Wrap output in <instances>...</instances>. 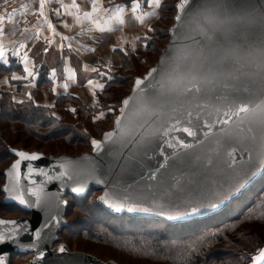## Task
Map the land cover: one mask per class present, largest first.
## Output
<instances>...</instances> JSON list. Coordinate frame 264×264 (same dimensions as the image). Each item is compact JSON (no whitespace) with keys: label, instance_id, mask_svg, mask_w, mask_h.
<instances>
[{"label":"water","instance_id":"1","mask_svg":"<svg viewBox=\"0 0 264 264\" xmlns=\"http://www.w3.org/2000/svg\"><path fill=\"white\" fill-rule=\"evenodd\" d=\"M221 4L226 7H218ZM261 6H264V0H189L186 12L181 13L177 7L176 16L181 15L183 20L175 19L171 27L170 43L153 67L157 69V72L153 74L154 79H151V84L155 87L147 89L149 98H158L157 103L163 109V116L158 120L156 117L150 118L144 114L137 119L141 122L155 121V125L159 126L172 116L183 119L185 109L195 114L200 110L196 105H200L204 108V112L213 113L211 117L201 113L204 119L212 123L215 120V111L213 107H205V105L225 106L228 103L234 104L240 101L259 102L264 93V70L259 66L258 51L264 41V25L258 22L241 23L229 18L245 15L251 12V8ZM174 28L175 35L172 31ZM165 57H168L166 62ZM148 73L141 77L145 79L146 85L150 79ZM193 79L201 83V92L189 95L183 94L179 89L175 91L159 89L160 81L183 80L186 84ZM134 94L133 87L130 95ZM173 109L176 111L173 112ZM220 119H227V117L221 114ZM250 126L253 127L256 138L252 139L251 134L245 132L248 138L239 142L226 137L221 138L223 134L220 129L226 126L219 123L215 124L213 131L209 133L208 140L203 144L199 141L203 140V134L207 128L198 130L196 138L174 131L173 137L183 138L187 143L195 145L189 157H184L183 153H180L179 158L172 155L171 149L164 151L157 149L155 143L146 150L138 149L133 144L127 147L113 145L110 148L105 147L99 154L92 146V153H83L76 157L12 149L15 160L5 172V184L2 188L6 194L4 201L16 204L30 217L6 218L0 214V219L21 222L14 240L6 239L0 242V257L4 258V264H11L14 253L39 254L41 251L47 252L54 249L51 254H46L43 262L32 264H117L113 261L105 263L83 253L73 254L66 248L65 252L57 251L58 248L55 250V245L61 242V233L69 225L68 195L84 197L92 189H96L102 191L101 197L109 196L113 202L121 201L125 197L144 203L156 201L162 207H157L150 213H141L126 209L115 211L100 199L117 215L128 213L149 219H167L157 213L161 210H174V206L180 202L177 197L191 196L201 199L211 197L215 191L235 183L255 169L244 186L225 200L219 208L169 221H193L219 212L247 190L264 171V169L256 168L261 152L264 151L261 147L260 130L258 126L250 125L248 122H245L242 127L246 130ZM227 127H234V125ZM217 139H221L219 145L216 144ZM108 143L110 142H106ZM161 148H164L163 144ZM21 151L34 153L38 158L23 160L17 155ZM229 152H232L231 157L228 155ZM88 157L91 159H86ZM17 160H21L19 184L24 189L25 198L33 204L32 207L21 205L19 201L8 198L9 193L4 190L6 185L15 184V178L10 181L7 173ZM209 160L211 163H208ZM61 164H67V168H62ZM29 165L32 168L30 175ZM161 165L166 167L161 168ZM93 166L96 172L89 174ZM157 168H160L157 179L149 181L148 175ZM66 170L69 175H62ZM77 173L80 174L81 180H86L84 193H76L72 190L77 186L74 182ZM181 175L183 180L180 188H176L172 176ZM97 180H103L104 183H98ZM29 189L38 190L39 206L35 204L37 197L29 192ZM53 217L55 219H52ZM46 222L47 227H44ZM24 225L27 226V231L23 230ZM11 227L14 226L0 225V232H5L6 228ZM36 230L41 231V237L38 240L35 237ZM29 244H34L35 247H27L26 245ZM259 264H264V260Z\"/></svg>","mask_w":264,"mask_h":264},{"label":"trees","instance_id":"2","mask_svg":"<svg viewBox=\"0 0 264 264\" xmlns=\"http://www.w3.org/2000/svg\"><path fill=\"white\" fill-rule=\"evenodd\" d=\"M179 2L180 0H162L160 17L154 23L153 35L150 39H145L144 52L148 56L154 57L158 52L159 60L170 43L171 27L175 23ZM118 53L122 57V64L110 75L112 79L104 78V93L98 97L97 108L93 113L88 111L90 105L82 98L59 95L53 106L45 107L32 98L19 103L13 100L10 92L3 91L0 87L1 213L27 216L16 204L4 201L6 194L2 188L5 184V172L15 160L12 149L31 151L28 148L34 147L49 152L62 149L66 151L64 155L76 157L78 155H72L73 151L79 148L92 151L91 140L103 138V124L108 122V118H111L110 122H114L115 115H119V111L108 113L105 106L118 105L115 103V100H119L117 95L121 97L120 104L131 94L135 78L146 74L143 72L145 64L142 63L140 54ZM67 101L78 104L75 112L66 106ZM101 110L105 111V117L92 119ZM58 148L60 149L57 150ZM45 150L43 153L48 155ZM96 194L99 196H95ZM246 194L251 195L252 200H246ZM101 195L102 191L92 189L84 197L67 196L70 198L67 219L75 214L80 218L75 222L68 219L69 225L61 233V239L69 241V248L76 244L71 238L74 230L73 235L77 233L80 241L87 243L80 247H84L83 253L104 262L251 264L252 252L264 247V171L259 179L222 210L193 221L171 222L163 218L149 219L128 213L117 215L100 201ZM238 203L241 204V208L237 205L241 212L226 220V213H231L232 210L229 209ZM79 244L82 243L79 242L77 246ZM90 245H93V250ZM95 247L100 249L96 250ZM28 254L34 253H14L12 259L15 255ZM104 258L109 259L105 261Z\"/></svg>","mask_w":264,"mask_h":264},{"label":"snow or ice","instance_id":"3","mask_svg":"<svg viewBox=\"0 0 264 264\" xmlns=\"http://www.w3.org/2000/svg\"><path fill=\"white\" fill-rule=\"evenodd\" d=\"M90 4V11L86 10L88 5L85 8L81 7V4L77 2V0H71L70 4L63 3V0H38L37 11L41 16H44L45 23L47 27L52 30V32L56 33V28L53 24L48 20V17L45 16L46 6H51L53 4L58 5V7L52 8L51 11L55 13L56 18H60L61 9H64L65 12L75 17V23L80 24L81 18L91 20L92 24L95 25L101 32L111 31V29H105V27L101 24L100 20L94 16V13L99 12H110L109 8L98 7V0H88ZM149 6L161 7L162 0H147ZM189 6V0H180L178 4V8L181 13L186 12L187 7ZM120 6H117L119 8ZM218 7H226V5H218ZM141 8V4L138 0H131V11L135 14ZM251 12H247L245 15H238L235 17H230V20H234L241 23H260L264 25V6L259 8H251ZM147 15V13H146ZM113 17L111 15L108 16V20L111 21ZM135 19L138 20L141 24H143L144 17L143 16H135ZM177 21H182L183 17L181 15H177L175 17ZM116 22L119 25L125 24V19L123 15H117L115 17ZM64 26L67 27V22H63ZM4 21L0 18V36L5 34ZM179 26V25H178ZM175 35V28L172 30ZM11 35H16V31H12ZM37 33V37H38ZM62 40L69 39V37H61ZM137 39H140L139 37ZM144 39H147L145 37ZM12 43V54L19 56L20 50L17 49L16 43ZM51 43V41H48ZM127 43V41L125 42ZM26 45L20 44L19 48L23 49ZM71 48V45L68 46ZM61 48H63V44H61ZM136 49V45L132 44V51L134 52ZM45 52L48 51L47 48L44 49ZM260 56V64L262 70H264V41H262V46L258 50ZM7 49L5 45L0 42V60H3L4 63H8L6 56ZM127 54V53H125ZM168 60V57H165V62ZM23 71L27 73L26 77L12 76V80H22L28 79L29 77H33L35 75L34 68L29 67V56L27 53L23 55ZM103 67L108 68L109 62H105ZM85 70H88V66L85 65ZM110 70V68H109ZM68 80H72L75 77V72L71 69H68ZM91 72L95 73L99 77H107V79H112L109 76L108 72H101L99 68H92ZM157 72L156 68L151 69V71L147 74L149 79L148 84L146 85V81L143 78L136 77L134 80V95H130L126 99H123L122 102L118 105L105 106L107 108L108 113H114L119 111V116L115 118V129L114 131H109L104 133L103 140L100 139H92L91 145L94 150L99 154L102 152L105 147H111L113 145H119L121 147H127L129 144H133L137 146L138 149L146 150L151 147L152 144H156L157 149L164 151L166 149L172 150V155L174 157L179 158L180 153H183L184 157H189L191 155V150L195 147L194 144L187 143L183 138H175L172 133L174 131H180L186 134L189 137L196 138L198 135V130L203 128H207V131L203 134V140H200L199 143L203 144L209 138V133H211L215 127L216 123L221 125H225L226 127H222L220 132L223 134L221 138H227L229 140H233L239 142L242 139H247L248 136L245 135V132L251 134V138L255 139V132L253 127H248L246 130L242 127L245 122H248L250 125L254 124L259 127L260 130V140L261 147L264 149V93H262L259 102H244L240 101L237 103H228L225 106H209L205 105V107H213L215 111V120L212 123H209L207 119L201 115L211 117L212 112H204V108L200 105H196L199 108V111H196L195 114L191 110L185 109L183 119L178 118L176 116L170 117L168 120H165L163 123L159 124V126L155 125V121L149 122V120H143L142 122L137 119L144 114H147L150 118L156 117V119H161L163 116V109L158 106V98H149L147 89L149 87H155V85L151 84V79H154L153 74ZM53 78L56 76V71L53 69L52 72ZM159 89L164 91L166 89H170L175 91L179 89L183 94H195L201 92V83L196 82L195 79L188 81V83H184L183 80H171V81H160ZM87 84L92 87L93 95L96 94V90L99 89L103 91L105 89L104 83H98L93 79H87ZM64 89L69 87V83L67 81L63 84ZM55 91V87L53 88ZM28 96L31 97V93H28ZM226 99V98H225ZM15 100V97H13ZM19 103H24V101H19ZM48 107V106H45ZM73 112L76 109H72ZM173 112L176 109L172 110ZM221 114L227 119H220ZM54 115V113L52 114ZM105 111L101 110L98 116H93L92 119H100L105 117ZM127 121V123H126ZM228 125H234V127H227ZM106 142H110L106 144ZM221 143V139L216 140V144L219 145ZM161 144L164 145V148H161ZM15 151V150H13ZM235 151V149L233 150ZM17 155L21 157L23 160H36L38 157L36 154H30L27 152H18ZM229 157L232 156V152L228 153ZM86 159H91L90 157ZM199 159V157H196ZM251 159V156H250ZM71 163V162H69ZM211 163V160L208 161ZM62 168H67V164H61ZM161 168L166 167V165H161ZM20 168H21V160H17L15 164L12 165V168L8 171L7 175L10 179L15 178V184H10L5 186V191L9 193L10 199L19 201L21 205H25L27 207H32L33 204L29 202L25 198L24 189L20 187L19 184V176H20ZM256 168L264 169V151L261 152L260 161L256 165ZM32 168L29 165V175L31 174ZM255 169H253V172ZM96 172L95 166H93L90 170L89 174H94ZM250 172L244 175L241 179L237 180L235 183H231L226 185L220 190H217L213 193L211 197L208 198H193L191 196L185 197H177L180 201L178 204L174 206V210L172 211H164L161 210L157 214L160 216L167 217L168 220H179L188 216H195L201 214L206 211H212L221 206V204L229 199L232 194L239 191L244 184L247 182L248 177L253 174ZM160 173V168H157L150 172L148 175L149 181H154L157 179V175ZM62 175H69L68 171L62 173ZM80 174L77 173V176L74 180L77 186L72 190L76 193H84L85 191V183L86 180H81L79 178ZM70 179H73L72 176H69ZM172 179L175 181L174 187L180 188L181 182L183 180V175L181 176H172ZM98 183H104L103 180H97ZM183 191V189H180ZM33 195L37 197L35 204L39 206L40 198L38 190L29 189ZM102 202L108 205L110 208L115 211H123L128 210L130 212H141V213H150L153 212L155 208L162 207V205L157 204L156 201H152L150 203H144L139 200L132 201L129 197H125L123 200L118 202H113V200L109 196H104L100 198ZM52 219H55L54 217ZM0 225H13L14 227L6 228L5 232H0V242L11 239L14 240L17 236L18 230L21 227V222L17 220H6L0 219ZM44 227H47V222ZM23 230L27 231V226H23ZM7 233V234H6ZM35 237L37 240L41 237V231H35ZM27 247H35L34 244L26 245ZM65 248L60 246L57 251L65 252ZM40 257H44V253L41 251L39 253ZM253 264H259L260 261L264 260V248L259 250L258 255L252 258ZM0 264H4V258L0 257Z\"/></svg>","mask_w":264,"mask_h":264},{"label":"crops","instance_id":"4","mask_svg":"<svg viewBox=\"0 0 264 264\" xmlns=\"http://www.w3.org/2000/svg\"><path fill=\"white\" fill-rule=\"evenodd\" d=\"M77 2L82 8L88 5L86 10H91L88 0H77ZM138 2L141 8L133 14L131 0H98V7L110 9V12L94 13L105 29H111L104 32L93 25L91 20L83 17L81 23L76 24L75 17L64 9H61L60 18H56L51 9L58 5L46 6L45 16L56 28L55 34L47 27L44 16L37 11L38 0H27L12 6L0 15L5 28V34L0 36V42L7 49L8 60V63L0 60L1 89L10 92L18 102L32 98L44 106H53L59 95L82 98L89 104H91L89 101L95 102L97 93L101 90L97 89L96 94L93 95V89L87 84V79L105 84V77L97 76L91 72V69L99 68L101 72L107 71L108 74L115 71L122 64V57L118 51L128 55L141 54L140 51H144L145 48L144 38L150 39L153 35L154 23L160 17V7L149 6L147 0H138ZM63 3L70 4L71 0H63ZM27 13L35 15L37 22L33 27L24 28L22 25ZM109 15L113 17L111 21L108 20ZM117 15H123L124 25L116 22ZM135 16H143L145 22L141 24ZM65 21L67 27L64 26ZM12 31H16V35H11ZM61 37H69V39L62 40ZM138 37L140 39H137ZM10 41L16 43L17 49L20 50L19 56L12 54ZM21 43L26 47L20 49ZM132 44L136 45L134 52ZM69 45L71 48L68 47ZM45 48L48 49L47 52L44 51ZM25 53L29 56V67L34 68L35 75L19 81L12 80L13 75L27 76L23 71L22 62ZM105 62H109L108 68L103 67ZM85 65L88 66L87 71ZM53 69L56 71L55 78L52 75ZM68 69L75 72L72 80H68ZM65 81L69 83L67 89L63 87ZM54 87L55 91H53ZM28 93H31V97Z\"/></svg>","mask_w":264,"mask_h":264},{"label":"rangeland","instance_id":"5","mask_svg":"<svg viewBox=\"0 0 264 264\" xmlns=\"http://www.w3.org/2000/svg\"><path fill=\"white\" fill-rule=\"evenodd\" d=\"M24 1H27V0H24ZM174 1H176V0H173V2ZM170 2H172V0H170ZM164 4V3H163ZM166 6V5H165ZM28 16H32V14H30V13H27V14H25V16H24V23L25 22H27L28 21ZM36 22H37V17H36ZM23 23V24H24ZM36 24V23H35ZM34 24V25H35ZM33 25V26H34ZM33 26H28V27H33ZM164 43H166V41H164ZM162 45V44H161ZM164 45V44H163ZM141 52V59L143 60V62L142 63H144L145 64V68H144V71L143 72H146V73H148L149 72V70L150 69H152L155 65H156V63H158V56H160V54L158 53V52H156L155 53V55L156 56H154V57H150V56H148V53L146 54L144 51H140ZM120 57V56H119ZM120 59V58H119ZM115 60V59H114ZM113 72H114V70H113ZM113 72H111V73H109V76L113 73ZM2 90V89H1ZM103 93H104V90L103 91H100V93H97L98 94V96L96 97V100H95V102H92V101H89L91 104H89L90 106L88 107V111L89 112H94L95 110H96V108H97V103H98V97H100V96H102L103 95ZM123 95H125V93L123 94ZM118 96V98L117 99H121V97H119V95H117ZM100 99V98H99ZM119 100H115V101H113V102H115L116 104H119ZM83 101L84 102H86L87 104H88V102L86 101V100H84L83 99ZM66 106L67 107H69V109L70 110H72V109H76L77 107H78V104L77 103H74V102H71V101H67V103H66ZM89 115V114H88ZM117 116H119V115H115V118L117 117ZM103 119V118H102ZM109 120H108V122H106V123H104L103 124V130H104V133L105 132H109V131H114V129H115V123L114 122H110L111 120V118H108ZM100 140H101V138H100ZM29 150H31V151H28V150H24V151H28V152H35V151H37V152H42L43 153V151L45 150H38V149H36V148H34V147H31V148H28ZM60 148H58L57 150H59ZM19 150H23V149H19ZM47 153H49L48 155H53V156H59V155H64V152H66L65 150H62V149H60L59 151H54V152H49L48 150H45ZM68 153V152H67ZM83 153H92V151L90 150V149H84V148H79V150H76V151H73V154L72 155H78L79 156V154L81 155V154H83ZM45 154V153H44ZM71 155V154H70ZM72 157H74V156H72ZM12 164V163H11ZM10 164V165H11ZM10 167V166H9ZM8 167V168H9ZM7 168V169H8ZM95 196H99L98 194H96ZM245 197V199L246 200H252V196L251 195H249V194H246V196H244ZM69 200H70V198H69ZM237 205L238 206H240V208H241V204L240 203H238V204H234V207H232V208H230L229 210H232L231 211V213H226L227 215L224 217L226 220L227 219H229L230 217L231 218H233V217H235L236 215H238L241 211H240V208L239 207H237ZM0 214L2 215V216H4V217H6V218H17V217H25V218H29L30 216H26L25 214H14V215H7V214H4V213H1L0 212ZM80 218V216L78 215V214H75V215H73V216H70L68 219L70 220V221H74L75 222V220H77V219H79ZM223 218V219H224ZM73 229V228H72ZM73 232H74V230H72V234H71V238L73 239V240H75L77 243L76 244H74L73 246H70V248L69 247H67V243L69 242H67L66 240H62L61 239V242L60 243H58V244H56L55 245V250H56V248H59L60 246H63L64 248H66L67 250H69L71 253H73V254H77V253H83V252H85L84 251V247H82V248H80L81 247V245H83V244H87V243H84L83 241H80L81 239L77 236V233H74V235H73ZM79 235V234H78ZM82 243V244H79V246H77L78 245V243ZM70 244H73L71 241H70ZM86 248V247H85ZM96 248V250H99L100 248L99 247H95ZM98 248V249H97ZM262 248V247H261ZM260 247L259 248H256V250H254L253 252H252V254H251V256H252V258L253 257H255L256 255H258V253H259V250L261 249ZM264 248V247H263ZM87 249V248H86ZM90 249L91 250H93V245L91 246L90 245ZM53 250L54 249H52L51 251H47V252H43L44 253V257L43 258H41L40 257V255L39 254H36V253H34V254H28V255H23V256H21V255H15L14 257H13V259H12V261H11V264H32V263H36V262H43L44 261V258H45V256H46V254H51L52 252H53ZM83 254H85V253H83ZM91 254H93V253H91ZM86 255H89V254H86ZM94 255V254H93ZM89 256H91V255H89ZM109 258H104L103 260H105V261H107ZM105 263H109V262H105Z\"/></svg>","mask_w":264,"mask_h":264},{"label":"built area","instance_id":"6","mask_svg":"<svg viewBox=\"0 0 264 264\" xmlns=\"http://www.w3.org/2000/svg\"><path fill=\"white\" fill-rule=\"evenodd\" d=\"M24 0H0V15L5 13L12 6L22 3ZM28 21L25 22L22 26L27 28L28 26H33L36 23V16H28Z\"/></svg>","mask_w":264,"mask_h":264}]
</instances>
